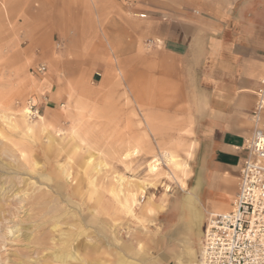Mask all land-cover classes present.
Masks as SVG:
<instances>
[{
	"label": "crops",
	"instance_id": "1",
	"mask_svg": "<svg viewBox=\"0 0 264 264\" xmlns=\"http://www.w3.org/2000/svg\"><path fill=\"white\" fill-rule=\"evenodd\" d=\"M0 39L6 59L48 64L31 92L41 115L116 86L187 114L195 138L186 187L163 209H140L143 235L133 233L130 250L133 264H199L209 214L231 210L238 190L239 147L263 87L264 0H0ZM147 39L159 47L146 49ZM197 181L200 220L185 203Z\"/></svg>",
	"mask_w": 264,
	"mask_h": 264
},
{
	"label": "rangeland",
	"instance_id": "2",
	"mask_svg": "<svg viewBox=\"0 0 264 264\" xmlns=\"http://www.w3.org/2000/svg\"><path fill=\"white\" fill-rule=\"evenodd\" d=\"M153 41H145L146 49L159 47ZM24 61L19 65L17 59L0 55V264H31L23 261V253L32 249L28 245L38 247L31 257L36 264H133V233L143 235L140 209L152 201L162 202L163 209L164 202L179 198L180 187H186L193 169L192 121L180 118L187 114L163 105L158 95L146 99L116 86L93 103L76 101L66 112H50L44 124L34 123L32 129L19 119L12 125L15 108L27 106L40 76L38 64L28 66L30 57ZM159 83L157 79L153 89L157 93ZM187 199L185 203L195 200L194 195ZM211 202L220 209L225 200ZM9 228L17 232L11 234ZM69 252L80 260L57 258Z\"/></svg>",
	"mask_w": 264,
	"mask_h": 264
},
{
	"label": "built area",
	"instance_id": "3",
	"mask_svg": "<svg viewBox=\"0 0 264 264\" xmlns=\"http://www.w3.org/2000/svg\"><path fill=\"white\" fill-rule=\"evenodd\" d=\"M46 68L42 63L35 71L44 73ZM261 84L251 112L252 132L239 147L246 157L232 209L209 214L200 264H264V79ZM27 107L30 119L40 117V109L32 99Z\"/></svg>",
	"mask_w": 264,
	"mask_h": 264
},
{
	"label": "bare ground",
	"instance_id": "4",
	"mask_svg": "<svg viewBox=\"0 0 264 264\" xmlns=\"http://www.w3.org/2000/svg\"><path fill=\"white\" fill-rule=\"evenodd\" d=\"M30 111H29V108L26 106V105H24V103L22 104H19L18 105V107L17 108H15V113H14V115H12L10 118V121H11V123H12V125L14 124H16V123H19L16 119H19V120H21L22 121V123L25 125V127L26 128H28V129H32L33 127L32 126H34L33 124L34 123H37V124H39V123H45V120H46V116L45 115H40V117H39V119L36 121V122H34L33 120H30V118H29V113ZM16 114H18V115H20V117L19 118H16L17 116H16ZM72 116V115H71ZM21 118V119H20ZM72 120H74V119H72ZM17 121V122H16ZM17 126V125H16ZM49 130V129H48ZM74 130V129H73ZM53 133V132H52ZM47 135H48V133H47ZM50 137V136H49ZM167 155V154H166ZM168 157H169V159L171 160V161H175V162H177V160H176V156H174V155H172V154H169L168 155ZM167 157V158H168ZM178 157V156H177ZM164 158H166V157H164ZM178 158H180V157H178ZM155 160V159H154ZM156 161V160H155ZM169 161V160H168ZM181 163V162H180ZM151 164V163H150ZM153 164V163H152ZM176 164V163H175ZM171 165H172V163H171ZM177 165V164H176ZM35 166V165H34ZM178 166V165H177ZM188 166V165H187ZM186 166V167H187ZM151 167V166H150ZM174 167H176V166H174ZM173 167V168H174ZM182 167V166H181ZM95 169V168H94ZM152 169L153 170H157L158 168H157V164H154V165H152ZM182 169H184V168H182ZM36 172V171H35ZM153 172V171H152ZM174 172V171H173ZM190 175V174H189ZM93 177H96V176H93ZM93 177H92V179H93ZM123 180V179H122ZM122 180H120V181H122ZM94 181V180H93ZM199 181V180H198ZM197 181V183L195 184V185H193V188H192V190L188 193V198L189 199H191L192 197H193V192L194 191H196L197 189H198V187H199V182ZM131 182V181H130ZM91 184H93V183H91ZM131 184V183H130ZM141 185V184H140ZM139 186V185H138ZM146 186V185H145ZM137 187V186H136ZM92 188H93V186H92ZM141 188V187H140ZM202 188V187H201ZM40 189V188H39ZM95 189V188H94ZM116 189V188H115ZM118 190V189H117ZM116 190V191H117ZM138 190H139V188H138ZM116 191H114V192H116ZM128 191V190H127ZM126 191V192H127ZM39 192V191H38ZM134 192V191H133ZM122 193H124L123 192V190H122ZM131 193V192H130ZM24 194V193H23ZM40 196H42L40 193H38ZM136 194V193H135ZM3 195H4V193H3ZM35 196V195H34ZM38 196V195H37ZM122 196V195H121ZM133 196H134V194H133ZM140 196H141V194H140ZM139 196V197H140ZM29 197V196H28ZM39 197V196H38ZM115 197V196H114ZM30 198V197H29ZM37 198V197H36ZM44 198V197H43ZM126 197L124 196V199H125ZM134 198H135V196H134ZM31 199H32V197H31ZM30 199V200H31ZM34 199V198H33ZM39 199H40V197H39ZM22 200H24V199H22ZM29 200V201H30ZM36 200V199H35ZM131 200V199H130ZM133 200V199H132ZM136 201V200H135ZM196 200H189V202L186 204L187 205V207H189L190 209H191V211H192V214H193V217L195 218V220H197V219H199L200 220V212H199V208L196 206V204L194 203ZM35 202V201H34ZM133 202V201H132ZM131 202V203H132ZM138 202V201H137ZM27 203V201H25V204ZM32 203V202H31ZM38 203V202H37ZM136 203V202H135ZM134 203V204H135ZM133 204V203H132ZM18 206V205H17ZM125 206L127 207V209H128V213H131V215L133 214V207H132V205L129 203V201L128 200H126V203H125ZM19 207V206H18ZM18 207H16V208H18ZM21 209V208H20ZM9 212V211H8ZM2 213V212H1ZM63 213V212H62ZM191 214V215H192ZM16 215V214H15ZM2 215H0V217H1ZM6 216V215H5ZM60 217V216H59ZM3 218V217H2ZM5 219H7V217H4ZM11 218V217H10ZM61 218V217H60ZM62 218H64V216L62 217ZM15 219V218H14ZM32 219V218H31ZM57 219V218H56ZM55 219V220H56ZM66 219V218H65ZM51 219H49V221H50ZM68 220V219H67ZM56 221H58V219L56 220ZM4 223V222H3ZM7 223V222H6ZM16 223V222H15ZM57 223H59V222H57ZM56 223V224H57ZM62 223V222H61ZM68 223V222H67ZM138 223V222H137ZM140 223V222H139ZM8 224V223H7ZM31 224V223H30ZM30 224H29V226H30ZM33 224V223H32ZM31 224V225H32ZM60 224V223H59ZM65 224H66V222H65ZM18 225V224H17ZM62 225V224H61ZM59 226V225H58ZM6 227V226H5ZM20 227V226H19ZM26 227H28V226H26ZM31 227V226H30ZM2 228V227H1ZM15 228V227H14ZM18 228V227H17ZM54 228V227H53ZM16 229V228H15ZM19 229V228H18ZM27 229V228H26ZM60 229H62V227L60 228ZM15 231V230H14ZM13 231V228H9V233H11L12 234V232H14ZM65 230L63 229V232H64ZM69 231V230H68ZM67 230H66V232H64V233H67L68 232ZM15 232H17V231H15ZM62 232V231H61ZM15 234V233H14ZM13 234V235H14ZM63 234V233H62ZM70 234V233H69ZM29 235H31V234H29ZM29 235H28V237H29ZM68 235V234H67ZM31 237V236H30ZM63 237V236H62ZM63 239V238H62ZM69 240V239H68ZM64 241V240H63ZM70 241V240H69ZM68 241V242H69ZM67 242V241H66ZM35 243V242H34ZM33 243V244H34ZM65 243V242H64ZM70 245V244H69ZM28 248H32L31 250H26L24 253H23V261L24 262H30L31 264H36L34 261H31V257H32V254L33 253H37L38 252V250H37V246L35 247V246H33V247H31L30 245H28L27 246ZM68 247V246H67ZM73 247V246H72ZM63 249V248H62ZM73 249V248H72ZM202 249V248H201ZM58 250H59V248H58ZM61 250V249H60ZM64 250V249H63ZM68 250V249H67ZM191 250V249H190ZM193 250H194V248H193ZM60 252H62V251H60ZM194 252V251H193ZM76 253H78V250H77V252ZM22 254V253H21ZM74 253H72V252H69V253H67V254H60V255H57V258H59V259H61V261H63V262H66V261H68V259L70 260V259H75V260H77V261H79L80 260V257L78 256V255H73ZM22 256V255H21ZM20 256V257H21ZM195 256V255H194ZM191 257V256H190ZM193 258V257H192ZM35 259V258H34ZM195 259V258H194ZM32 260H33V257H32ZM19 261H21V260H19ZM22 261V262H23ZM196 261V260H195ZM194 261V262H195ZM127 262V261H126ZM188 262V261H187ZM187 262H185V263H187ZM190 262V261H189ZM82 263V262H81ZM3 264V263H2ZM21 264V263H20ZM38 264V263H37ZM94 264V263H93ZM184 264V263H183Z\"/></svg>",
	"mask_w": 264,
	"mask_h": 264
}]
</instances>
